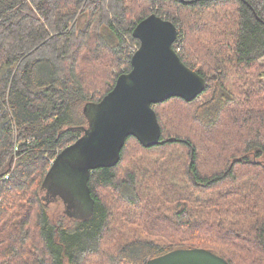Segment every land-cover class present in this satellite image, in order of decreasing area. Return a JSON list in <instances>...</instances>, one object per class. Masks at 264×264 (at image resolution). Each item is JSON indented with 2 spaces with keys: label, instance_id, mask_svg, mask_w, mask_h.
<instances>
[{
  "label": "trees",
  "instance_id": "1",
  "mask_svg": "<svg viewBox=\"0 0 264 264\" xmlns=\"http://www.w3.org/2000/svg\"><path fill=\"white\" fill-rule=\"evenodd\" d=\"M152 13L204 90L154 104L159 141L129 136L91 171L90 213L71 215L60 190L52 208L50 161L131 68ZM263 57L264 0H0V264H145L177 248L264 264Z\"/></svg>",
  "mask_w": 264,
  "mask_h": 264
},
{
  "label": "water",
  "instance_id": "2",
  "mask_svg": "<svg viewBox=\"0 0 264 264\" xmlns=\"http://www.w3.org/2000/svg\"><path fill=\"white\" fill-rule=\"evenodd\" d=\"M132 34L139 45L130 58L131 68L119 74L112 89L92 105L90 123L83 135L58 151L50 163L44 186L51 173H58L63 184L55 183L49 190H60L66 208L80 209L75 215L67 208L71 215L92 211L88 186L91 171L116 165L127 137L133 136L144 145L159 141L154 104L170 97L191 101L205 88V79L184 64L174 49L177 28L173 22L152 13L136 23ZM145 264L230 263L204 248H177Z\"/></svg>",
  "mask_w": 264,
  "mask_h": 264
},
{
  "label": "flooded vegetation",
  "instance_id": "3",
  "mask_svg": "<svg viewBox=\"0 0 264 264\" xmlns=\"http://www.w3.org/2000/svg\"><path fill=\"white\" fill-rule=\"evenodd\" d=\"M50 177H51V179L47 182V184L44 186V188L42 190V192H44V195L42 197L44 199H46V201H48V203H50L54 199V194H53V192H51L49 190V188L52 187V185L55 183H58V186H59V184H61V185L63 184V182H61L59 179L60 176L58 175V173L53 172L50 174ZM74 201H76V200H74ZM67 208L71 213H74L75 215H77L79 213V210H80L77 207H74V206L70 207L68 205H67Z\"/></svg>",
  "mask_w": 264,
  "mask_h": 264
},
{
  "label": "rangeland",
  "instance_id": "4",
  "mask_svg": "<svg viewBox=\"0 0 264 264\" xmlns=\"http://www.w3.org/2000/svg\"><path fill=\"white\" fill-rule=\"evenodd\" d=\"M82 20H83V19L81 18V19H80V22H79V25H81ZM135 46H137L136 43L129 41V44H128V50H129V49H130V50H133ZM137 47H138V46H137ZM127 52H128V51H127ZM131 53H132V52H131ZM131 56H132V55H131ZM258 68H259V69H257V72H258V75H259V79H261V77H262V79L264 80V57L258 60ZM261 74H262V76H261ZM88 112H89V116H91L92 110L89 109ZM125 193H127V191H125ZM65 194H67V193H65ZM41 195L43 196V195H44V192H41ZM126 195H127V194H126ZM49 204H51L50 206H51L52 208L54 207V205H52V202L49 203Z\"/></svg>",
  "mask_w": 264,
  "mask_h": 264
},
{
  "label": "built area",
  "instance_id": "5",
  "mask_svg": "<svg viewBox=\"0 0 264 264\" xmlns=\"http://www.w3.org/2000/svg\"><path fill=\"white\" fill-rule=\"evenodd\" d=\"M136 49H137V46H135L134 49L132 50V55H133V53L135 52ZM50 162H52V160ZM7 176L8 175H5V177H7Z\"/></svg>",
  "mask_w": 264,
  "mask_h": 264
}]
</instances>
